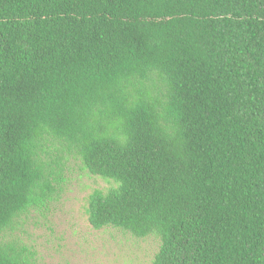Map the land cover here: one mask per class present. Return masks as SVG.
<instances>
[{
    "label": "trees",
    "instance_id": "obj_1",
    "mask_svg": "<svg viewBox=\"0 0 264 264\" xmlns=\"http://www.w3.org/2000/svg\"><path fill=\"white\" fill-rule=\"evenodd\" d=\"M71 158L153 264H264V0H0V235Z\"/></svg>",
    "mask_w": 264,
    "mask_h": 264
},
{
    "label": "rangeland",
    "instance_id": "obj_2",
    "mask_svg": "<svg viewBox=\"0 0 264 264\" xmlns=\"http://www.w3.org/2000/svg\"><path fill=\"white\" fill-rule=\"evenodd\" d=\"M114 185L71 158L62 166L53 199L31 209L0 239L18 240L37 264H153L159 236L140 238L114 228L96 229L89 221V195Z\"/></svg>",
    "mask_w": 264,
    "mask_h": 264
}]
</instances>
